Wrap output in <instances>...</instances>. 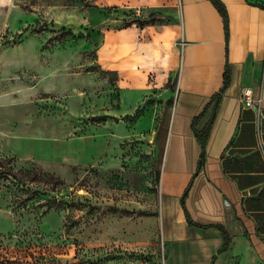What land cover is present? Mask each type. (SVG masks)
<instances>
[{"label": "rangeland", "instance_id": "rangeland-1", "mask_svg": "<svg viewBox=\"0 0 264 264\" xmlns=\"http://www.w3.org/2000/svg\"><path fill=\"white\" fill-rule=\"evenodd\" d=\"M44 2L0 0V264H162L155 131L176 71L161 70L153 47L142 109L94 118L120 101L118 73L100 61L114 42L106 34L134 26L153 45L171 28L180 46L178 20L98 4L86 12L83 0L74 22L56 26L16 11ZM145 109L149 127L135 122Z\"/></svg>", "mask_w": 264, "mask_h": 264}, {"label": "crops", "instance_id": "crops-1", "mask_svg": "<svg viewBox=\"0 0 264 264\" xmlns=\"http://www.w3.org/2000/svg\"><path fill=\"white\" fill-rule=\"evenodd\" d=\"M220 1L228 15L227 36L209 0H83L90 5L86 12L98 4L120 14L133 9L139 17L155 11L179 23L180 46L171 28L149 45L134 26H122L106 34L114 42L100 55L119 79V107L106 114V122L142 109L148 91L141 85L153 47L161 70L176 71L174 90L162 93L171 105L155 131L162 264H264V0ZM45 2L26 11L16 5V11L54 26L81 14V0ZM226 65L229 83L221 91ZM243 87L252 88L259 106L240 102ZM135 122L149 127L155 121L145 109ZM205 127L202 145L198 135ZM216 225L227 234L225 249Z\"/></svg>", "mask_w": 264, "mask_h": 264}, {"label": "trees", "instance_id": "trees-1", "mask_svg": "<svg viewBox=\"0 0 264 264\" xmlns=\"http://www.w3.org/2000/svg\"><path fill=\"white\" fill-rule=\"evenodd\" d=\"M209 1L213 4V6L217 9L219 14L223 18L224 28H225V35L227 36L228 35V15H227V11H226L225 5L220 0H209ZM229 73H230L229 66L226 65V68H225V71H224V75H223V87H222L221 91H223V89L225 87H227V85L229 83ZM106 118H107V116L104 115V116L95 117L94 119H106ZM207 132H208V127H205V129L203 130L201 135L200 134L198 135L202 145L204 144V140L206 139ZM189 223H192V222H190V220H189ZM216 227L221 229V231L223 233L224 246H223L222 249H225L226 246H227V241H228L227 234H226L224 228H222V227H220L218 225H216Z\"/></svg>", "mask_w": 264, "mask_h": 264}, {"label": "built area", "instance_id": "built-area-1", "mask_svg": "<svg viewBox=\"0 0 264 264\" xmlns=\"http://www.w3.org/2000/svg\"><path fill=\"white\" fill-rule=\"evenodd\" d=\"M240 102L247 107L259 106L260 98L255 99L253 97L251 87H243L240 93Z\"/></svg>", "mask_w": 264, "mask_h": 264}]
</instances>
